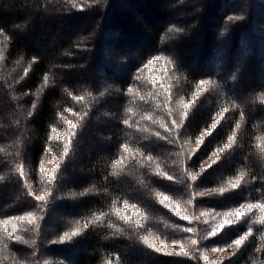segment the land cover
<instances>
[{
  "label": "clouds",
  "instance_id": "1",
  "mask_svg": "<svg viewBox=\"0 0 264 264\" xmlns=\"http://www.w3.org/2000/svg\"><path fill=\"white\" fill-rule=\"evenodd\" d=\"M206 3L171 0L156 47L138 58L121 84L103 70L95 82L70 79L90 70L110 0H0V187L11 189L10 202L0 207V264H53L48 247L71 245L89 229L99 238L96 264H133L130 250L179 256L162 248L183 249L180 257L192 264H264V84L248 82L247 64L237 66L225 39L249 12L239 9V0H228L213 51L223 74L197 72L180 47L196 38ZM80 13L99 16L67 43L54 38L47 59L17 45L38 22H66ZM111 59L120 66L129 57ZM202 81L207 84L201 87ZM201 111L209 115L194 129ZM97 144L110 150H97ZM36 146L41 151L34 165ZM54 158L47 198L29 200L45 180L42 167ZM97 161L103 164L98 179L80 187L69 183L76 173L95 171ZM217 168L213 182L204 183ZM235 193L245 195L222 206L205 202ZM84 197L101 206L83 217L80 233L70 229L79 220L49 230L45 217L56 201ZM20 204L26 206L16 212ZM229 233L235 234L224 239ZM117 242L123 243L104 246Z\"/></svg>",
  "mask_w": 264,
  "mask_h": 264
},
{
  "label": "trees",
  "instance_id": "2",
  "mask_svg": "<svg viewBox=\"0 0 264 264\" xmlns=\"http://www.w3.org/2000/svg\"><path fill=\"white\" fill-rule=\"evenodd\" d=\"M164 1L171 2V0H162V2ZM127 3H133L135 7L138 6L136 13L143 17L147 23L154 26V31L151 34L144 28L141 32L136 30L135 25L138 24L137 22L124 20V15H130ZM149 3L150 0H110L109 8L102 19V35L98 41L90 70L82 73L73 72L70 74V79L75 82L83 78L95 82L98 80V74L93 75L92 72L95 66H103L105 67V72L113 80L121 84L127 83L128 72L137 66L138 58L147 55L156 47V33L162 29L166 19L162 13L167 4H161L162 7H157L156 5L151 7ZM245 7H247L249 12V18L236 25L235 30L231 31L229 37L225 39L228 41L230 52L238 60L237 66L247 64L248 82L264 84V0H239V9H244ZM228 8V0H207L205 11L200 17L201 25L196 38L180 47V54L184 62L192 66L197 72L203 69L210 71L217 69L223 74V65L218 63L221 57H214L213 51L216 46V35L223 24ZM98 16L99 13H80L66 22H38L30 31V34L17 40V45L24 47L30 53L41 55L47 59L55 50L52 46L54 38L62 43H67L68 37L84 29L86 25H89ZM4 19L5 23H7L9 18L5 17ZM225 26L231 27V25ZM134 51H137V54L133 55ZM115 54L127 55L129 60L125 65L117 66L111 59ZM42 68L43 64L38 65L37 71ZM34 79L35 76H33L31 81L26 82L25 86H30ZM43 115H46V112ZM208 115L207 111L198 112L191 122L193 128H198L201 121L206 119ZM100 149L110 150V146L97 144V150ZM40 151L41 149L38 146L32 150L31 162L34 165L38 163ZM87 163L91 164L92 162L88 161ZM92 166L95 171L87 175L76 173L72 176L69 183L80 187L94 182L91 178H99L103 164L97 161ZM223 170L230 171L229 168ZM220 171V168L210 170L203 182L211 184ZM33 178L35 179L34 174ZM109 186L117 191L121 190L114 182H109ZM256 186L259 185L257 184ZM170 190L178 191L175 187L170 188ZM244 195L245 193H235L222 201L205 202L222 206L239 202ZM10 200L11 189L7 186L0 187V207L9 203ZM29 200H34V198L29 197ZM25 206L20 204L15 208V211H22ZM99 206H101V201L95 197H84L77 201H56L51 207L48 216H46L48 227L50 230L63 231L68 221L79 220L83 223V217ZM4 214V211L0 210V215ZM234 234H227L226 239L231 238ZM122 243L117 242L116 244L104 246L117 248ZM98 247H100L98 235L92 229H89L84 237L76 238L73 244L51 245L46 249V252L50 255L49 258L53 261L61 260L62 264H96L97 256L94 249ZM76 248L75 254L72 255V250ZM128 256L133 264H192L191 261L182 260L178 257H148L139 250H130ZM236 264H239V261H236Z\"/></svg>",
  "mask_w": 264,
  "mask_h": 264
},
{
  "label": "snow or ice",
  "instance_id": "3",
  "mask_svg": "<svg viewBox=\"0 0 264 264\" xmlns=\"http://www.w3.org/2000/svg\"><path fill=\"white\" fill-rule=\"evenodd\" d=\"M207 84V81H202L201 83V87ZM53 139H55V137H53ZM57 163L55 162V158L51 161V163H48L47 166L42 167V172L45 175V180L42 182V186L40 187L39 193L36 192H32V198L36 199V200H40L43 201L44 199L47 198V192H48V185L49 183H51L53 181V179L56 177V172L55 169L57 167ZM53 195H55V193H53ZM25 222H28L29 218L25 217ZM32 219H35V215L32 216ZM85 223V221L83 222ZM81 221H79L78 223H71L70 224V229H71V233L73 236H75L76 234L81 232V227L80 224ZM0 231H4V225L3 223H0ZM65 239H67V236H65ZM161 251H168V252H176L177 255L179 256H184L186 255V252L183 249H175V248H162L160 249Z\"/></svg>",
  "mask_w": 264,
  "mask_h": 264
},
{
  "label": "rangeland",
  "instance_id": "4",
  "mask_svg": "<svg viewBox=\"0 0 264 264\" xmlns=\"http://www.w3.org/2000/svg\"><path fill=\"white\" fill-rule=\"evenodd\" d=\"M168 3H170V1L168 2V1H164V2H162V0H156V1H154V0H150V3L149 4H151V7L153 6V5H156L157 7H162L161 6V4H164V5H166V4H168ZM127 5H128V11H129V13H130V15H124L123 16V18H124V20L125 21H129V22H132V21H134V22H137L138 24H136L135 25V29L136 30H138V31H142L143 30V28L144 29H146L150 34L154 31V26L153 25H151V24H149V23H147L144 19H143V17H141L139 14H137L136 12V10H137V8H138V6H136L135 7V5L133 4V3H127ZM163 5V6H164ZM135 30V31H136ZM135 31H134V33H135ZM134 54H137V51H134L133 52V55ZM239 57V56H238ZM101 70H103V71H105V67H103V66H95V69L93 70V75H96V74H98ZM92 73H91V75H92ZM81 76V75H80ZM83 77V76H82ZM48 163H51V161H49ZM55 214H58V213H55ZM55 218H56V215H55ZM45 220H46V217H45ZM52 221H55V220H52ZM182 223V222H181ZM184 223H187V222H184ZM50 230V229H49ZM227 238V236H225L224 237V239H226ZM76 250H77V248L75 249V250H72V255H74L75 254V252H76ZM179 259H187V258H185V257H180V256H177ZM49 259H51V258H49ZM52 260V259H51ZM52 262H53V264H62L63 262L61 261V260H52ZM229 262H225V264H228Z\"/></svg>",
  "mask_w": 264,
  "mask_h": 264
}]
</instances>
